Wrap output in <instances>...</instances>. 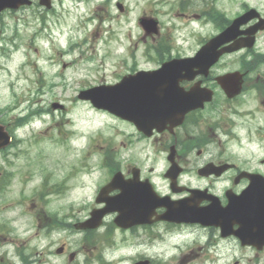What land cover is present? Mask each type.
<instances>
[{
	"label": "rangeland",
	"instance_id": "rangeland-1",
	"mask_svg": "<svg viewBox=\"0 0 264 264\" xmlns=\"http://www.w3.org/2000/svg\"><path fill=\"white\" fill-rule=\"evenodd\" d=\"M244 4L264 11V0H60L51 9L34 3L24 11L4 14L0 19V35H6L7 41L0 37V45L9 54L4 56L0 51V116L3 115L0 121L13 124L15 115L26 113L29 98L34 101L32 108H49L51 102L64 106L62 111L50 108V113H43L42 119L16 129L22 143L18 142L7 152H17L10 159H14L19 174H28L30 187L39 178L35 171L48 177H64L73 185L70 194L95 205L94 196L107 177L98 165L104 159L103 150L109 152V138L116 142L115 150L122 160L129 153L136 158L140 147L132 145L123 149L122 143L128 139L127 126L120 125L110 114L97 111L88 101L78 99V91L99 81H117L133 68H157L159 63L152 57L151 49L163 38L169 41L172 53L193 55L200 42L216 32L212 22L203 17V11L214 8L231 19L243 11ZM143 15L157 19L156 35L143 36L137 23ZM259 40V46L264 49V33ZM238 66V53H232L219 60L210 74L215 76ZM258 118L257 113L238 117L237 130L242 127L239 153L255 148V141L263 142L264 130L254 123ZM140 154L144 156L145 150ZM258 156V152L252 155ZM155 165L161 168L159 157ZM40 166L45 169H39ZM17 196L13 187L0 194V227L18 225L17 237L23 238L20 231L23 217L18 219L22 213L14 202ZM91 207L80 210V216L88 215ZM112 218L113 215H108L106 226H110ZM168 226L154 223L135 226L129 231L112 228L111 242L98 237L106 233L101 228L94 234V255L99 254L107 264H131L141 257L153 259L152 264H235L236 261L245 264L253 258L249 250L240 249L231 239L223 246L221 242V254L226 255L223 259L216 245L207 244L206 229L187 225L170 231ZM77 240L78 236L67 240L72 249L77 248ZM131 254L134 256L130 257ZM217 254L221 259L216 260ZM124 255L129 259L120 260ZM94 264L101 263L94 261Z\"/></svg>",
	"mask_w": 264,
	"mask_h": 264
},
{
	"label": "flooded vegetation",
	"instance_id": "flooded-vegetation-1",
	"mask_svg": "<svg viewBox=\"0 0 264 264\" xmlns=\"http://www.w3.org/2000/svg\"><path fill=\"white\" fill-rule=\"evenodd\" d=\"M24 9L20 7L16 12ZM262 33L264 30L256 32L252 49L243 50L239 57V65L243 64L244 59V66L251 68L253 76L242 82L237 95L226 96L219 81H181L180 86L184 90L196 87L195 83L199 82V87L211 92V99L202 107L187 112L181 123L172 130L155 131L149 137L138 131L131 122L115 118L127 124L128 139L122 143L123 149H130L132 145L141 149L136 150V158L129 153L130 156L122 160L115 157L118 151L115 150L116 142L110 140L108 158L103 151L106 162L104 159L101 161L109 178L120 171L123 180L131 179L137 185L147 179L158 195L171 200L187 197L190 189L200 190L203 198L199 206L209 204V198H205L207 195L215 196L221 205H225L230 196H237L248 188L251 178H264V131L263 142L255 141V148L250 147L251 150L246 152L241 149L242 153L237 148L242 139V127L237 130L238 117L257 113L260 118L254 123L264 130V49L259 46ZM142 150H145L144 156L140 154ZM257 152L259 156L252 157ZM158 157L161 160L160 169L155 165ZM6 167L9 172L3 174L0 171V194L10 187L17 191L15 204L22 213L18 218L23 217L20 228L24 237L17 244L14 242L17 236L11 235V231L17 228L14 225L0 227V264H94V258H97L94 255V229L75 228L76 223L88 215L80 216L82 208H76L74 199L68 197L67 180L38 172V180L30 187L28 174L20 175L17 165ZM219 182L224 184L216 187L215 184ZM115 193L110 192L108 196ZM98 206L95 204L91 208ZM155 211L159 214L164 208L158 207ZM156 223L172 228L185 224L168 221ZM189 225L206 229L207 244L211 247L216 245L223 259L226 255L221 254V242L223 246L232 239L240 249L252 253L253 258L247 259L245 264H264V246H242L233 236L221 237L219 228L215 226ZM233 227H237V224ZM75 236H78V244L76 249H72L71 242L67 240ZM12 242L15 246L10 249ZM235 264H238L237 261Z\"/></svg>",
	"mask_w": 264,
	"mask_h": 264
},
{
	"label": "water",
	"instance_id": "water-1",
	"mask_svg": "<svg viewBox=\"0 0 264 264\" xmlns=\"http://www.w3.org/2000/svg\"><path fill=\"white\" fill-rule=\"evenodd\" d=\"M29 3L28 0H0V11L6 7L16 8L20 4ZM40 3L49 6V0H40ZM257 16L255 9H249L235 17L221 32L210 38L193 57L173 59L162 63L153 71H138L133 75L123 76L120 82L113 85H98L81 91L78 97L90 100L97 108H105L116 115L128 119L136 124L139 129L142 119L150 120L152 125L159 128L157 122L174 121L181 119L183 114L191 108L201 106L207 99L198 92H181L178 90L170 96L158 92L157 87L162 81H173L177 86L182 79L192 80L197 74H208L212 66L223 53L232 52L240 47L252 45V35L264 28V18H260L253 25L241 30L240 26ZM140 25L146 33L157 32L156 20L140 18ZM244 34V40L237 36ZM244 73L239 71L228 72L216 76V81H238L234 85H224L226 93L231 96L236 94L243 81ZM171 103L174 106L163 115L159 106ZM56 106V105H53ZM141 110V112H136ZM151 126V128L153 127ZM9 135L0 125V147L9 143ZM118 173L103 186L96 198L97 202H105V206L94 209L90 217L82 223V228H95L100 225L103 216L110 211H117L114 223L122 228L136 224L151 223L153 220H168L174 222H200L205 225H219L220 219L226 217L228 224H221L224 234L233 232L242 244H256L264 241V179L252 178L250 185L241 195L230 198L223 211H215L213 205L204 208L197 207L194 190L188 198L178 201H164L166 198L157 196L150 186L148 188L135 186L130 182L118 184ZM141 187V188H140ZM118 188V194L107 197L111 189ZM165 206L166 210L151 220L154 209ZM210 207V208H209ZM229 222L238 223L235 231L231 230ZM134 264H147L139 261Z\"/></svg>",
	"mask_w": 264,
	"mask_h": 264
},
{
	"label": "trees",
	"instance_id": "trees-1",
	"mask_svg": "<svg viewBox=\"0 0 264 264\" xmlns=\"http://www.w3.org/2000/svg\"><path fill=\"white\" fill-rule=\"evenodd\" d=\"M209 17L216 24V26H218L220 28H222L224 26V24L229 22V20L227 18H225L219 10H216L214 8L211 9V11L209 13ZM35 112H36L35 110H31L30 114H33ZM21 120L22 119H20L19 122H21Z\"/></svg>",
	"mask_w": 264,
	"mask_h": 264
},
{
	"label": "bare ground",
	"instance_id": "bare-ground-1",
	"mask_svg": "<svg viewBox=\"0 0 264 264\" xmlns=\"http://www.w3.org/2000/svg\"><path fill=\"white\" fill-rule=\"evenodd\" d=\"M173 230H174V228H173ZM176 246L175 245H172V248H175ZM128 254V253H127ZM128 255H124V256H122L121 258H120V260H126L127 258H125V257H127ZM194 257H196V256H194ZM193 257V258H194ZM189 259V258H188ZM187 261V260H186ZM168 264H171V263H168Z\"/></svg>",
	"mask_w": 264,
	"mask_h": 264
}]
</instances>
